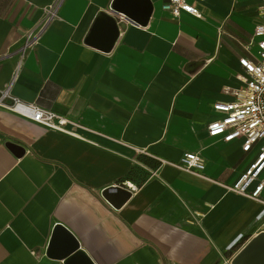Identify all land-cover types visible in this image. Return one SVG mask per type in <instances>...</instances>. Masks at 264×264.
Instances as JSON below:
<instances>
[{
    "label": "crops",
    "instance_id": "0c3cea01",
    "mask_svg": "<svg viewBox=\"0 0 264 264\" xmlns=\"http://www.w3.org/2000/svg\"><path fill=\"white\" fill-rule=\"evenodd\" d=\"M53 1L0 0V89L71 121L62 133L0 107V264H64L70 240L92 264H230L264 233L260 204L227 188L254 150L206 127L255 50L256 0L178 19L137 0L139 21L114 0H63L26 45ZM189 154L199 176L177 167Z\"/></svg>",
    "mask_w": 264,
    "mask_h": 264
},
{
    "label": "built area",
    "instance_id": "2783aa9c",
    "mask_svg": "<svg viewBox=\"0 0 264 264\" xmlns=\"http://www.w3.org/2000/svg\"><path fill=\"white\" fill-rule=\"evenodd\" d=\"M63 0H54L45 8V17L39 31H30L25 44H32L45 25L57 15ZM204 0H163L161 9L170 17L178 19L182 14L201 18L198 8ZM256 12L262 22L255 25L247 45H254L255 50L249 57L239 59L241 72L235 75L239 86H224L222 93L230 100L217 101L213 109L219 113L216 119L207 124V134L220 137L225 142L241 140L243 152L254 150V156L227 188L239 195L260 204L261 209L256 220L264 218V0H256ZM119 20H122V15ZM0 107L14 112L47 129L70 133L67 126L71 121L66 117L42 108L35 103L23 102L13 95L9 86L0 89ZM180 169L199 176L197 170L203 168V159L198 154L183 157L178 165Z\"/></svg>",
    "mask_w": 264,
    "mask_h": 264
},
{
    "label": "water",
    "instance_id": "95a60500",
    "mask_svg": "<svg viewBox=\"0 0 264 264\" xmlns=\"http://www.w3.org/2000/svg\"><path fill=\"white\" fill-rule=\"evenodd\" d=\"M112 9L116 12L124 13L127 17L135 21L146 19L148 13L144 6L137 3V0H114L112 3ZM107 18L115 27L114 32L109 39V44H111L117 36L118 31L114 19L109 16ZM7 145L15 148L18 152L23 151L22 147H19L15 143L8 142ZM121 192L120 188L112 187V189L105 190L103 195L108 200L115 201L117 200L116 197ZM59 228L60 227L57 228L56 232L62 231L61 228ZM49 252H53V243L49 248ZM61 257L64 258V264H92L85 252L78 248L77 243L73 240L69 241L68 247L61 253ZM230 264H264V233L261 232L253 237L232 258Z\"/></svg>",
    "mask_w": 264,
    "mask_h": 264
}]
</instances>
